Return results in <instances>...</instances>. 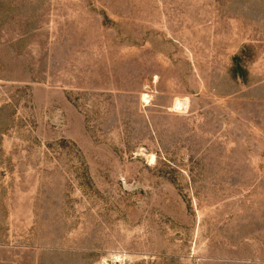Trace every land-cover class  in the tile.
Wrapping results in <instances>:
<instances>
[{"label":"rangeland","instance_id":"rangeland-1","mask_svg":"<svg viewBox=\"0 0 264 264\" xmlns=\"http://www.w3.org/2000/svg\"><path fill=\"white\" fill-rule=\"evenodd\" d=\"M0 264H264V0H0Z\"/></svg>","mask_w":264,"mask_h":264},{"label":"bare ground","instance_id":"bare-ground-1","mask_svg":"<svg viewBox=\"0 0 264 264\" xmlns=\"http://www.w3.org/2000/svg\"><path fill=\"white\" fill-rule=\"evenodd\" d=\"M181 104V103H180ZM175 109H177L179 107V101H176L174 104ZM118 262V261H117Z\"/></svg>","mask_w":264,"mask_h":264}]
</instances>
